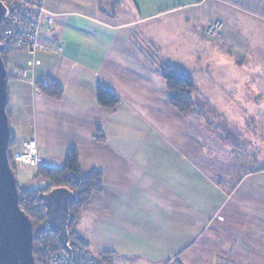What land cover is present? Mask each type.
I'll list each match as a JSON object with an SVG mask.
<instances>
[{
  "label": "crops",
  "instance_id": "1",
  "mask_svg": "<svg viewBox=\"0 0 264 264\" xmlns=\"http://www.w3.org/2000/svg\"><path fill=\"white\" fill-rule=\"evenodd\" d=\"M119 1L109 18L96 0H43L51 31L40 42L51 50L60 43L62 52H39L32 72L27 53L8 57L9 128L18 144L36 141L46 167L61 168L76 148L80 170L101 171L102 190L76 230L114 254L112 264H264V0ZM214 20L223 26L217 40L203 31ZM14 64L25 79L12 76ZM156 64L191 78L208 70V88L198 92L222 114L241 113V123L219 124L233 134L217 130L208 157L196 161L197 150L157 129L158 115L155 126L137 109L153 95ZM43 76L62 87L59 101L34 87ZM98 86L118 98L116 108L99 107Z\"/></svg>",
  "mask_w": 264,
  "mask_h": 264
},
{
  "label": "trees",
  "instance_id": "2",
  "mask_svg": "<svg viewBox=\"0 0 264 264\" xmlns=\"http://www.w3.org/2000/svg\"><path fill=\"white\" fill-rule=\"evenodd\" d=\"M98 10L105 16L112 18L119 4V0H96ZM4 19L1 20V22ZM1 25V24H0ZM5 39L0 34V46L2 48L1 59L7 67V59L10 56L7 46H3ZM158 75L161 78L165 92L168 94L166 100L168 105L176 110L180 115H190L195 118L200 113L198 109L199 100L196 98V87L191 76L187 73L175 69L172 66L160 64ZM8 80V79H7ZM34 87L47 99L59 101L63 96L62 87L51 77L43 76L34 82ZM96 103L102 109H114L120 103L114 94L106 88L98 86L95 89ZM206 106V105H205ZM8 112V103H6V115ZM199 118V117H198ZM11 130L7 151L10 147L14 148ZM95 141L103 142V136L100 135V127L96 125ZM64 164L61 168H49L41 166L37 169L36 177H43L49 182V185L42 190L31 192H19V206L32 223L33 235V257L37 264H41L48 248L61 251L88 249L84 240L76 233L78 220L82 209L88 204L93 194H99L102 190L101 171L92 170L84 173L80 170L78 150L70 148L64 156ZM8 162L15 172V166L10 159L8 151ZM54 189H67L75 197L74 201L68 205V218L66 221L65 238L67 243L64 246L63 239L59 232L51 229L47 225L45 216L46 205H44V196L54 191ZM101 259L112 264L114 254L101 253Z\"/></svg>",
  "mask_w": 264,
  "mask_h": 264
},
{
  "label": "built area",
  "instance_id": "3",
  "mask_svg": "<svg viewBox=\"0 0 264 264\" xmlns=\"http://www.w3.org/2000/svg\"><path fill=\"white\" fill-rule=\"evenodd\" d=\"M5 6L4 20L0 25L1 37L5 39L3 46L8 47L10 55L14 53H27L30 56L26 63V69L32 72L39 65L35 60L36 54L49 50L55 55L62 52L61 44L55 46V50L46 49L41 41V35L49 33L48 18L51 15L44 9L43 0H0ZM204 33L208 38L215 39L222 33V25L219 21L208 23L204 27ZM25 68L13 65L11 73L14 78L25 79ZM9 154L15 169H37L44 163L40 149L35 140L29 139L20 142ZM41 264H107L99 255L88 249L61 251L48 248Z\"/></svg>",
  "mask_w": 264,
  "mask_h": 264
},
{
  "label": "rangeland",
  "instance_id": "4",
  "mask_svg": "<svg viewBox=\"0 0 264 264\" xmlns=\"http://www.w3.org/2000/svg\"><path fill=\"white\" fill-rule=\"evenodd\" d=\"M56 4H58L59 7H61L62 5L66 6L68 5V3H78L79 0H53ZM76 5V4H75ZM205 10V9H204ZM207 18V17H206ZM218 21V20H217ZM221 23V21H219ZM222 25V23H221ZM223 28V26H222ZM223 34V30L220 36H222ZM212 39V38H209ZM217 40V39H215ZM212 40V41H215ZM211 41V40H210ZM62 47V46H61ZM156 70L158 71L160 68V64H156ZM187 72V71H186ZM192 76H194L192 79L194 81V85L195 87H197L198 89H202L204 91H206V89L208 88V83H210V75H209V71L205 70L204 73L202 75L199 74H193ZM152 77V76H151ZM152 79H150L151 81ZM153 83H156V86H154L153 84H151V88L150 90L153 91V95L151 92L150 98H148V103L145 104H139L137 105V109L141 110L142 112H145L148 115H145L146 118H148V121L151 122V119L155 120L156 115H158L159 117V124L158 126H156L154 123V125L157 127V129L159 130H164L165 133H167L173 140L174 142L178 143L180 145V147H185L186 143L187 145L194 149L195 151L197 150V154L198 157L196 156V161L198 159H202L203 157L206 158L208 157V153L205 152H209V150L214 149L215 147V141L212 142L210 139L213 138L216 140L217 138V134H219V132L217 130H221V128L226 127V126H221L219 124H230V123H241V119L237 116L240 115L241 113L239 112H225V113H220V109H215L214 105L211 104V95L209 98H204L205 95L203 94V96L198 92V90H196V98H198L199 100V104H198V109H200V113L198 114V116H196L195 118L192 119L190 118L191 116H180L178 114V112H176L175 110H171L168 105L166 104V101L163 99V92L160 93L161 89V81L160 78H155V80H152ZM157 84H159V86H157ZM149 90V91H150ZM207 94V93H206ZM211 94V93H210ZM206 105V106H205ZM82 112L83 113H90V109L88 107L82 108ZM68 113V112H67ZM10 114L9 111L7 112V118L8 121L10 120L9 118ZM236 116L238 118H236ZM199 117V118H198ZM196 120V121H195ZM10 122V121H9ZM73 120H71V123L73 124ZM98 122L100 124H102L104 122V119L101 117L98 119ZM196 126H200L197 127L196 129H192V127H196ZM191 127L192 130H189L188 128ZM228 128H230L231 130L229 132H231L233 134V130H232V126H227ZM74 128V127H73ZM73 128L71 127L70 130V134H73ZM11 130V134L12 135V144L15 147L19 140L16 139V133H15V129L11 126L9 128ZM187 131V132H186ZM191 131V138H187L188 137V132ZM221 132H223V130H221ZM95 133V132H94ZM61 138H62V134ZM190 136V135H189ZM227 137H229L227 135ZM184 139H186L184 141ZM209 139V140H208ZM74 140V139H73ZM208 141V142H207ZM205 146V147H203ZM14 149H12V147H10L8 149L9 154L11 152H13ZM262 165V164H261ZM41 166H44L43 164ZM59 168V165H57ZM260 166V165H257ZM40 168V167H39ZM38 169V168H37ZM37 169H19V170H15V179H16V184H17V188L19 192H31V191H37V190H42L43 188L47 187L49 185V182H47V180L45 178H41V177H36V171ZM83 231L86 233V227H84ZM78 232V233H77ZM76 233L79 237H81L85 243L88 244V237L87 235H85L80 228L78 230H76ZM87 248L89 251L95 253V254H101L102 250L98 249V248H91V246L87 245Z\"/></svg>",
  "mask_w": 264,
  "mask_h": 264
},
{
  "label": "water",
  "instance_id": "5",
  "mask_svg": "<svg viewBox=\"0 0 264 264\" xmlns=\"http://www.w3.org/2000/svg\"><path fill=\"white\" fill-rule=\"evenodd\" d=\"M5 6L0 2V24ZM1 29V28H0ZM0 46V264H37L33 257L32 223L19 206L15 173L8 162L10 129L6 115L7 73ZM47 225L59 232L64 246L68 205L75 199L67 189H54L44 196Z\"/></svg>",
  "mask_w": 264,
  "mask_h": 264
}]
</instances>
